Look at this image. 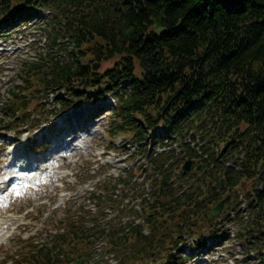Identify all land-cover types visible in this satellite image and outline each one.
<instances>
[{"label":"trees","instance_id":"1","mask_svg":"<svg viewBox=\"0 0 264 264\" xmlns=\"http://www.w3.org/2000/svg\"><path fill=\"white\" fill-rule=\"evenodd\" d=\"M226 1L0 0V22L23 11L45 8L51 13L43 26L50 41L47 48L22 65L21 84L7 94L10 109L24 111L37 99H27L22 92L34 94L39 87L45 93L63 90L71 102L114 92L119 98L106 131L110 137L136 132L141 140L159 126L182 139L199 136L200 147L211 151L210 158L218 164L210 175L224 176L227 190L242 191L249 198L250 225L243 229L247 239L261 233L264 244V0H238L237 9ZM161 11L164 29L157 31L154 21ZM193 104L196 109L185 123L174 120L175 112L184 108L189 113ZM221 148L220 158L240 169L219 162L214 150ZM165 156L162 161L169 159ZM185 156L196 152L187 148L184 156L173 157L167 168L156 166L155 172L175 175ZM157 204L145 208L154 211L155 230L163 212ZM62 227L51 248L23 244L16 264H67L69 258L59 255L72 235L84 249L87 239L98 233L73 224ZM120 239L113 235L105 251H119ZM151 241L143 243L146 249ZM135 248L138 257L124 264L146 263L143 249Z\"/></svg>","mask_w":264,"mask_h":264},{"label":"rangeland","instance_id":"2","mask_svg":"<svg viewBox=\"0 0 264 264\" xmlns=\"http://www.w3.org/2000/svg\"><path fill=\"white\" fill-rule=\"evenodd\" d=\"M30 24L29 22L28 25ZM19 26L12 27L7 33L0 32V52H4L0 57V100L6 87L18 82L14 73L22 58L30 59L49 44V40L46 42L44 38L47 35L32 36L34 25L27 28L22 26L19 28ZM32 39L36 41L33 42ZM115 104L116 97L111 94L105 99L63 113L54 103L45 106L46 109L43 110L47 123L33 134H24L17 138L10 128L0 131V187L8 189L4 196L0 194L3 196L0 199V264H11V261L4 260H8L7 253L14 251V243L18 238L32 236L33 240L38 242H42L44 238L51 239L49 234L54 232L51 228L52 223L60 220L68 209L64 204L50 212L52 206L60 199L61 194H71L80 181L89 177L94 171L92 168H95L98 174L108 166L111 167L107 173L108 179L105 181L109 187H112L115 181L113 179L120 176L121 170H124L125 176L128 175L125 170L131 169L133 163L125 159L132 148L129 151L127 145L122 146L119 136L111 141L103 135V130L108 125L110 111ZM51 111L58 112V115L51 116ZM67 119L78 122L83 129L87 127L86 131L82 135H75L74 130L66 127L68 123L64 124ZM17 125H23L21 130H26L25 126L28 123L22 119ZM30 126L31 123L28 128ZM50 134H53V139H49ZM3 135L7 137L4 140H2ZM50 157L52 158L49 159ZM43 163H47L50 167L37 174L38 166ZM24 165L29 166L28 170H19V167ZM141 183H145L146 186L149 181L140 179L134 187L141 190ZM132 188L133 186L127 189L132 190ZM87 190L83 189L80 197L69 199L73 204L67 213L73 214L74 204L75 208L81 203L88 204ZM128 190L122 192V196L125 195L124 200L134 198L128 194ZM129 204L132 205V202ZM89 207H92L91 204ZM105 209L102 212L105 213ZM129 209V206H126L122 211L126 212ZM117 222V218H113L110 223ZM218 222L220 223L215 224L216 228L223 229V232L227 229V233L220 238L223 244L219 241L210 242L212 247H217V250L210 254L207 253V249H203L199 259L184 264H234L232 260L235 258L240 261L245 259L244 245L241 246L234 237L239 228L238 224L228 220ZM196 240L189 238L188 244L191 245V242ZM188 249H183L180 254L189 251L191 256L195 255L194 250ZM195 250L199 251V248ZM106 259L108 264H114L111 257Z\"/></svg>","mask_w":264,"mask_h":264},{"label":"water","instance_id":"3","mask_svg":"<svg viewBox=\"0 0 264 264\" xmlns=\"http://www.w3.org/2000/svg\"><path fill=\"white\" fill-rule=\"evenodd\" d=\"M161 15H162V12H160V14L157 16L156 20H155V23H154V26L158 29V30H161L162 29V26H161ZM189 162H186L185 165L183 166L184 168H187L188 167V164ZM222 206V203H219L217 205L216 208L213 209L212 211V215H214L215 213H218L219 210H220V207ZM77 264H80V261L77 262Z\"/></svg>","mask_w":264,"mask_h":264},{"label":"bare ground","instance_id":"4","mask_svg":"<svg viewBox=\"0 0 264 264\" xmlns=\"http://www.w3.org/2000/svg\"><path fill=\"white\" fill-rule=\"evenodd\" d=\"M1 189H4V187H3V188H0V190H1ZM5 190H6V189H5Z\"/></svg>","mask_w":264,"mask_h":264}]
</instances>
